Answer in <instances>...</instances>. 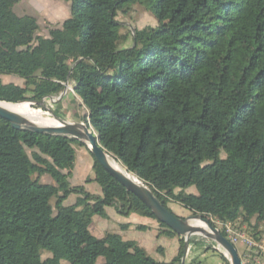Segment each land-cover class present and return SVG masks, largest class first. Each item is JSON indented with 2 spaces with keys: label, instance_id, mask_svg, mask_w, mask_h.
<instances>
[{
  "label": "trees",
  "instance_id": "1",
  "mask_svg": "<svg viewBox=\"0 0 264 264\" xmlns=\"http://www.w3.org/2000/svg\"><path fill=\"white\" fill-rule=\"evenodd\" d=\"M20 1L0 0V75L24 84L0 79V101L39 103L73 82L101 144L165 206L215 226L264 222V0H64L71 13L48 36L15 11ZM136 4L158 24L123 33L118 14ZM76 144L0 117V264H182L185 238L159 220L180 241L170 261L134 239L93 234L109 206L157 218L93 155L87 182L102 194L72 185Z\"/></svg>",
  "mask_w": 264,
  "mask_h": 264
},
{
  "label": "rangeland",
  "instance_id": "2",
  "mask_svg": "<svg viewBox=\"0 0 264 264\" xmlns=\"http://www.w3.org/2000/svg\"><path fill=\"white\" fill-rule=\"evenodd\" d=\"M15 11L20 15L29 14L36 17L40 25L39 34L48 36L51 29L61 27L65 19L69 17L71 13V4L70 2L64 0H21L15 6ZM118 20L122 24L123 33H127L131 30L134 31L135 29H141L149 25L156 26L158 24L157 19L141 4L134 5L130 12L127 14L120 12L118 14ZM130 43L131 40L127 42V44ZM0 79L4 83L13 82L20 85L24 84V80L22 78L14 75H0ZM68 87L69 89L65 93L62 100L54 102L53 99L57 100L58 96H54L53 98L48 97L45 99V104L43 106H31L41 111L42 115L48 119L54 117V115L52 114L53 112L65 120L72 121L74 119L76 121H84L89 111H87V108L84 106L81 98L77 94L73 93V83H68ZM81 146L82 145L76 144L78 151L80 150ZM86 148L88 157L93 164V156L89 148L87 146ZM28 151L31 153V150ZM90 174L94 175V169H92ZM92 177L93 176H91V178ZM177 191H179V189H177ZM186 191L197 193V189L195 186L188 188ZM168 205L171 211L180 217H186L192 214V211H189L179 203L170 202ZM97 216L95 215V217ZM192 222L193 224H196L198 220H193ZM216 225H218L217 222ZM206 228L207 230H209L207 226ZM238 228L252 235L254 238H258L257 240H264V222L261 223L257 229L253 228V225L244 224L242 222L240 225H238ZM164 237L169 240L168 236L164 235ZM192 238L195 240L202 239L205 241H203L201 244L192 243L190 245L186 254L185 264H226L225 260L221 256L220 251L215 248L216 245L214 244L215 242L213 240H209L202 235H194L192 236ZM164 242V240L161 241V243ZM235 246L238 249L241 259L244 258L245 254L247 253L251 254L246 246L242 244H236ZM165 247V253L154 254L158 259L160 257H170L173 248L170 243L165 244ZM255 254L256 253L251 254L253 256L252 264H259L257 261H255ZM49 255L50 253L46 252L44 253L43 257L46 258ZM256 256L259 258L258 260L262 262L263 256Z\"/></svg>",
  "mask_w": 264,
  "mask_h": 264
},
{
  "label": "water",
  "instance_id": "3",
  "mask_svg": "<svg viewBox=\"0 0 264 264\" xmlns=\"http://www.w3.org/2000/svg\"><path fill=\"white\" fill-rule=\"evenodd\" d=\"M76 87L74 86V90ZM68 90V82L65 83L64 91L58 96L54 102L62 100L65 93ZM49 98H53L52 96ZM5 102V101H0ZM30 105L45 104V99L39 103L36 101L27 100ZM54 118L59 121V125L45 126L38 121L30 119L17 111L7 109L0 105V117L8 120L12 127L19 130H30L42 134L50 135H63L70 138H75L85 144L95 159L107 170L114 178H116L128 192H132L139 199H141L152 212L155 214L157 220L165 223L168 228L177 232L180 236L185 238L184 254L182 258V264L185 263L187 251L189 249L190 239L194 235H202L209 240H213L219 244L223 249V254L229 259L231 264H242L241 257L239 255L236 246L223 234L221 229L212 224L209 219L204 218L200 213L192 212V214L186 217H180L171 211L170 208L164 205V203L158 198L155 192L138 176L128 170L117 168L111 161V153L101 144L98 133L90 122L84 121H69L59 117L53 113ZM90 119V113H88V120ZM193 220H198L209 228H204L198 224H193Z\"/></svg>",
  "mask_w": 264,
  "mask_h": 264
},
{
  "label": "crops",
  "instance_id": "4",
  "mask_svg": "<svg viewBox=\"0 0 264 264\" xmlns=\"http://www.w3.org/2000/svg\"><path fill=\"white\" fill-rule=\"evenodd\" d=\"M74 86L75 85L73 83V93L76 94ZM72 121L76 120L73 119ZM86 149L87 148L85 144L80 147L79 151L76 147V164L68 180L72 185H84L88 191L93 194L99 195L102 194L101 186L95 181L87 182V179L91 176L94 177V175L90 174L93 169V164L88 157V152ZM78 158L80 161L78 160ZM41 180L46 183L53 182L52 178L49 175L42 176ZM77 197V194L70 195L68 199L65 200V204H73L76 201ZM138 225H144L146 226V229H137ZM91 231L97 237H103L108 233H116L124 239H134L138 241L140 245L154 257H156L154 254L165 253V244L170 243L173 248L170 257H160L159 260L170 261L174 256L177 255L180 249L179 238L168 236L162 233V228L159 225L158 220L142 216L137 212H132L129 216H123L118 213L114 206L107 207L105 215H99L97 217L94 216L91 224ZM164 235L168 236L169 240L165 238ZM163 240L165 242L161 243V241Z\"/></svg>",
  "mask_w": 264,
  "mask_h": 264
},
{
  "label": "built area",
  "instance_id": "5",
  "mask_svg": "<svg viewBox=\"0 0 264 264\" xmlns=\"http://www.w3.org/2000/svg\"><path fill=\"white\" fill-rule=\"evenodd\" d=\"M217 224V227H219L221 231L224 232V234L234 245L242 244L246 246L251 254L256 253L255 261H257L259 264H264V240H257L252 235L240 230L238 225L241 224V221L227 223L217 222ZM215 245V248L223 253V249L220 247V245L217 243H215ZM251 254H245L244 258L241 259L242 264H252L253 256ZM256 255L263 256L262 262L258 260L259 258Z\"/></svg>",
  "mask_w": 264,
  "mask_h": 264
},
{
  "label": "bare ground",
  "instance_id": "6",
  "mask_svg": "<svg viewBox=\"0 0 264 264\" xmlns=\"http://www.w3.org/2000/svg\"><path fill=\"white\" fill-rule=\"evenodd\" d=\"M0 105L2 107H5L7 109L10 110H14L19 112L20 114L38 121L40 124H43L45 126H56L59 125V121H57L54 117L52 118H45L41 111H39L38 109L33 108L29 102H20V103H16V104H12V103H5V102H1ZM111 161L113 162V164L122 170H125L124 165H121L120 161H118L113 155L110 156ZM120 162V163H119ZM196 224H198L199 226H202L204 228H206L205 223L198 221L196 222Z\"/></svg>",
  "mask_w": 264,
  "mask_h": 264
}]
</instances>
